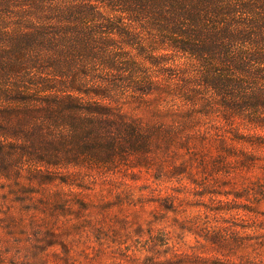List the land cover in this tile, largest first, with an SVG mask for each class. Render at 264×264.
<instances>
[{
	"label": "trees",
	"instance_id": "obj_1",
	"mask_svg": "<svg viewBox=\"0 0 264 264\" xmlns=\"http://www.w3.org/2000/svg\"><path fill=\"white\" fill-rule=\"evenodd\" d=\"M216 114L225 140L264 146V0H0V188L20 201L74 168L181 173ZM252 185L264 198V169ZM229 229L158 264H264V224Z\"/></svg>",
	"mask_w": 264,
	"mask_h": 264
},
{
	"label": "rangeland",
	"instance_id": "obj_2",
	"mask_svg": "<svg viewBox=\"0 0 264 264\" xmlns=\"http://www.w3.org/2000/svg\"><path fill=\"white\" fill-rule=\"evenodd\" d=\"M226 129L217 114L203 123L207 141L182 149L178 174L74 168L72 184L38 179L25 201L0 188V264H43L45 255L58 264H158L176 252L212 255V229L264 224V198L246 190L262 176L264 146L225 140ZM47 224L60 234L57 245L42 241Z\"/></svg>",
	"mask_w": 264,
	"mask_h": 264
}]
</instances>
